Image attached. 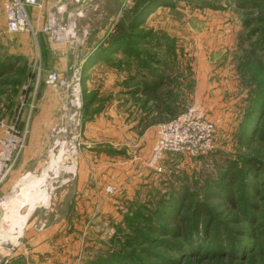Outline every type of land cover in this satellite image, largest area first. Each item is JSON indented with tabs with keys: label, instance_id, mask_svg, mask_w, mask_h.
Returning a JSON list of instances; mask_svg holds the SVG:
<instances>
[{
	"label": "rangeland",
	"instance_id": "1",
	"mask_svg": "<svg viewBox=\"0 0 264 264\" xmlns=\"http://www.w3.org/2000/svg\"><path fill=\"white\" fill-rule=\"evenodd\" d=\"M134 1L136 8L143 3ZM125 2L110 0L112 9H102L101 4L96 8L98 0H88L82 10L71 7L67 21L60 17L67 30L71 28L67 40L55 42L40 28L36 35L8 31L0 0V124L3 119L12 122L21 112L19 130L25 133L28 128V143L39 105L34 87L46 70L59 71L60 84H67L68 92L67 106L59 111L67 115L50 131L59 152L46 154L43 168L24 173L19 185L0 197V264L17 256L24 257L27 264L33 257L46 258L47 254L36 251L35 243L66 237L67 264H95L109 253L113 257L140 253L141 246L129 240L142 231L146 233L143 229L154 217L159 222L157 214L163 204L184 192L193 197L187 213L192 217L188 222L193 227L192 241H202L211 248L220 241L228 242L230 232L238 241L247 238L254 244L245 257L236 260L226 253L224 258L207 257L206 247L198 248L206 252L199 253L202 259L183 264H264L262 257L255 255L256 242L264 244V169L257 178L243 174L232 180L230 187L239 197L236 206L221 203V197H211L215 182L229 171L227 166L241 161V167L252 157L264 162V143L246 142L241 136L257 123L253 122L257 115L253 109L258 89L264 87V0H170V5L158 7L136 23L132 33H145L147 38L134 42L125 30L130 29L131 14L138 8L126 9ZM119 8L121 14L126 13L128 29L118 32L120 26L100 28L92 24ZM101 29L104 39L120 33L131 42L109 58L89 62L91 57L83 56L82 51L86 44L81 38L80 45L76 44L77 37H85L84 30L97 34ZM41 37L49 45L56 43L58 51L67 47L75 50L68 66L67 59L57 52L54 58L44 57ZM130 45L132 49H128ZM48 60L57 65L51 63L47 68ZM58 61H64L62 69ZM78 80L84 92L81 105L75 104ZM23 95L27 96L24 105L20 100ZM194 109L215 125L212 149L196 157L185 151L162 150L163 159L153 167L159 129ZM63 148L65 152H60ZM24 150L14 153L9 170L0 169V183L13 172ZM81 160L109 165L104 169L109 175L97 179L101 186H96L95 173L89 178L91 182L94 179L95 186L79 185ZM227 181L225 178L223 185ZM244 181L260 188L257 197L252 190L246 193L249 201L259 205L258 216L250 223L243 211H254L246 205ZM80 192L95 200L81 201ZM200 203L213 205L214 214L192 222V210ZM63 226L66 234L57 230ZM207 231L210 234L203 236ZM172 255V261L183 260Z\"/></svg>",
	"mask_w": 264,
	"mask_h": 264
},
{
	"label": "trees",
	"instance_id": "2",
	"mask_svg": "<svg viewBox=\"0 0 264 264\" xmlns=\"http://www.w3.org/2000/svg\"><path fill=\"white\" fill-rule=\"evenodd\" d=\"M142 2V5L137 7L138 10L134 12L135 14H131V18L128 22V28L130 29L126 27L127 23L125 20H127V18L124 17L126 14L125 11L123 12L119 25L117 26H120L118 32L121 31V28L128 29V31H125L128 32V37L130 38V40H132V42H134V40L140 41L147 38V35L145 33H132V30H135L136 28V23L140 22L143 16L152 14V12H154L155 9L160 6H167L171 4L170 0H143ZM130 8H136V3L130 5L128 9ZM126 16H128V13ZM130 40L126 41L125 35L120 33H118V35H113L106 38V40L99 47H97L96 50L93 51V54L90 56L91 58L89 59V62L92 59H102L103 57L109 58L110 54L117 52V50L119 51V49L121 50L122 48L126 49L127 45L125 47V43L128 44V42H131ZM129 48L132 49V46H128V49ZM260 87H262V84L260 85ZM262 108H264V87H262L260 90L258 89L257 103L255 105V108L253 109V111H255L257 114L255 120H253L254 123L257 122L256 125L264 119V112L262 111ZM256 125H250L249 129H246L243 132L241 136L244 141H260L264 143V121L258 126V129L253 132ZM240 163L241 161H236L232 166H227L226 170L229 171H227L225 178L228 179V184L223 185V183L226 182L224 175H222V180L219 183L215 182L217 184L216 189L213 193H211V197H221V203L236 206L237 201H239V197L236 195L235 191L232 190L230 187V185H232V180L238 177V175L243 176V174L245 177L246 175H253L257 178L259 176L256 174H258L259 170L264 169V162L258 157H252L251 159L247 160V162H244L241 167L239 166ZM212 182V184L214 185V181ZM242 188L244 192L243 196H246V205L250 206L254 211L253 213H250L251 211H249V209L247 208H245V210L243 211L246 222L250 223L254 220V218L258 216L256 212L259 211V205L257 206L256 203L249 201L247 198L248 195L246 193L247 191L252 190L254 195L253 197H257L260 194V188H258V185L253 187L248 181L243 182ZM192 201V193L190 194L188 192H184L180 197L172 199L171 202L167 204L164 203L161 207V213L157 214V219H159V222L154 220V217L153 219H151L149 223L150 225L144 227L143 230H146V233L142 231L129 240V243L132 240L133 243H136L141 246V250L139 251L140 253H128L130 255L124 257H113L112 255L110 256L109 253L106 259L103 258L102 260L95 261L94 263L183 264L186 263V261L190 262L193 260L202 259L201 256H199V253L206 252L197 249L206 246L202 241L199 242L191 240L192 233L190 234V232L192 231L193 227H191L188 223L189 219H192L190 214L189 216L187 215L188 210H190L189 208L191 207ZM212 206L213 205H210L208 203H200L196 205V209L194 211L192 210V213L194 215V220H192V222L198 219L200 221V219L202 217H206V215H213L215 210H213ZM246 229L249 228L247 227ZM249 230L251 231V229ZM209 234V231L202 233V235L205 237ZM226 236L229 238L228 242L224 243V241H220L219 243L213 245L211 248H208V246L205 248V250L209 254V256L206 255L207 257L224 258V254L226 253V256H228V258L236 260L245 257L246 254L251 251V249L248 251L249 248L253 249L252 245L254 243L247 238L238 241L234 235L230 234V232L229 235ZM179 238L183 240L182 243L176 242V240ZM256 246L257 253L255 255L259 254L262 257V262H264V244L260 241H257ZM172 254H177L178 257H183V260L180 263H178V261H172L174 258ZM1 264H16V262H3Z\"/></svg>",
	"mask_w": 264,
	"mask_h": 264
},
{
	"label": "crops",
	"instance_id": "3",
	"mask_svg": "<svg viewBox=\"0 0 264 264\" xmlns=\"http://www.w3.org/2000/svg\"><path fill=\"white\" fill-rule=\"evenodd\" d=\"M88 0H43L42 6H30L29 12L30 16L32 18V22L36 26V28H42L43 24L45 23L47 19V15L49 12H52V10H55L58 7H61L64 12L61 13V17L67 21L68 13H71V7H79V9L85 8ZM110 0H98V3L96 4V8L101 6V8H107L112 9L108 6V2ZM101 4V5H100ZM76 9V8H75ZM127 9V8H126ZM124 12V11H123ZM122 12V14H123ZM75 14V12H73ZM121 8L115 10L114 14L107 13L106 16H102V19H95L92 24L103 28V27H109V26H118L119 22L121 20ZM6 18V15H5ZM95 30V29H94ZM91 30H84L85 37H78V39H82L86 45H83V53L85 57H90L93 54V51L96 50L97 46H100L99 44L103 42L105 39L103 38V29H101V32L99 31L97 34H90ZM90 34V36H88ZM85 38V40H84ZM46 40V39H45ZM43 37L39 39L41 48H44L43 51L45 58H54L55 53L57 52L59 56H61L63 59H67L65 63L68 66V60L69 58L73 57V52L75 50H70L69 47L67 49H63L62 51H58L56 48V43L50 44L45 41ZM38 42V43H39ZM76 44L80 45V42L76 40ZM66 48V47H65ZM73 48V47H72ZM56 53V54H57ZM42 54V57H43ZM57 65L55 61H45V65L48 68L49 64ZM59 67L62 69L64 67V61L59 62ZM57 68V67H55ZM50 70H46L44 73V77L41 79L40 84L38 85V91H37V101H38V108L35 112V115L33 117L31 124V131L29 134V140L27 143V146L23 152V156L19 159L15 169L13 172L3 181L0 183V197H6L10 192L13 191L14 188H16L19 185L20 178L24 175V173L34 172L40 168H43L45 161L46 154L53 153L54 151L59 152L60 149L55 148L54 143L56 140L53 139V137L50 134V131L52 127L54 128V123L58 121H64L63 117H65L66 113H59L62 112L63 108H66L67 106V84H60L58 86H51L46 83V79L49 75L48 72ZM39 82V81H38ZM18 104V103H16ZM12 114V111H11ZM62 116V117H61ZM149 150V149H147ZM60 152H64V148L61 149ZM101 152V159L104 158L102 156ZM80 186H90L94 185V179L93 182L91 180L89 181V178L91 174L95 173V179H96V186H101V183L97 180L99 177H106L109 175L107 172H104V169L109 167V165L104 163H94L90 164L88 161H82L80 163ZM91 169L94 171L91 172ZM111 171L114 169L111 168ZM90 171V172H89ZM159 171V170H158ZM160 170L159 172H161ZM91 173V174H90ZM158 173V172H157ZM161 173H164L161 172ZM66 183V182H65ZM67 185V184H65ZM45 191V190H44ZM129 193L131 192V188L129 187L127 190ZM132 194V193H131ZM130 195V194H129ZM79 196L82 200H87V198H91L92 200H95L94 197L88 196L87 193L80 192ZM66 226V225H65ZM58 227L57 230L62 231L64 234L67 233V229H64V227ZM53 230V229H51ZM55 230V229H54ZM59 231H56L55 233H58ZM34 248L36 251H38L39 255L47 254L46 258H32L31 264H67V237L61 240H42L37 241L34 245ZM62 250V252L59 251ZM43 252L41 253L40 252ZM6 262V261H4ZM8 262H16V264H27L25 263L24 257H16L11 259ZM7 262V263H8ZM29 264V263H28Z\"/></svg>",
	"mask_w": 264,
	"mask_h": 264
},
{
	"label": "built area",
	"instance_id": "4",
	"mask_svg": "<svg viewBox=\"0 0 264 264\" xmlns=\"http://www.w3.org/2000/svg\"><path fill=\"white\" fill-rule=\"evenodd\" d=\"M42 1L43 0H2L8 31L13 33L27 31L36 35L38 28H36L32 22L29 7H41ZM134 2V0H126L124 8H128L130 5L134 4ZM62 12L64 11L61 7L49 12L46 22L41 28V30L49 34L55 42L66 41L71 30V28L67 30V25L64 26L60 20ZM75 35L76 34L72 33L71 36L75 37ZM77 41L81 42L78 37ZM48 75L47 84L51 86L60 85L61 74L59 71L53 70V72H49ZM74 90L76 96L75 104L81 105L82 94L84 92L79 80L76 81ZM34 91H38V85L36 84ZM36 92L33 93V96ZM29 95L32 96L31 93ZM25 96L23 95L20 99L23 101V105ZM35 98L36 95L33 101H35ZM34 104L35 103H33L32 107L35 106ZM20 116L21 112L16 114L12 122H7L8 120L6 121L3 119L0 124V169L4 171L6 168H8V170L11 168L10 162L14 153H22L27 143L26 137L28 128H25V133L19 130L21 122ZM215 131V125L212 120L200 113L197 109L191 110L187 114L177 116L170 125L166 124L159 129V137L152 157V166L157 167V161L162 158V150L173 152L185 151L191 153L195 157L211 150L214 146L213 134ZM110 190L113 191L112 187H110Z\"/></svg>",
	"mask_w": 264,
	"mask_h": 264
}]
</instances>
